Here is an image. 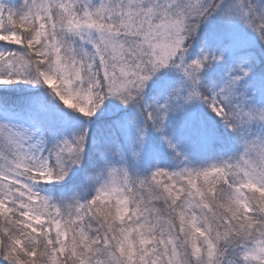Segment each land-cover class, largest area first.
Here are the masks:
<instances>
[{"label": "snow or ice", "instance_id": "1", "mask_svg": "<svg viewBox=\"0 0 264 264\" xmlns=\"http://www.w3.org/2000/svg\"><path fill=\"white\" fill-rule=\"evenodd\" d=\"M0 264H264V0H0Z\"/></svg>", "mask_w": 264, "mask_h": 264}]
</instances>
